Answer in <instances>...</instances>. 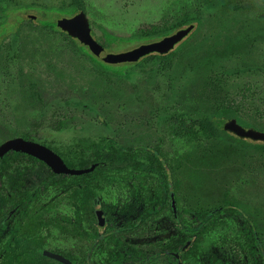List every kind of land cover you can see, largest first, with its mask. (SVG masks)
Instances as JSON below:
<instances>
[{
  "label": "rangeland",
  "instance_id": "374dc122",
  "mask_svg": "<svg viewBox=\"0 0 264 264\" xmlns=\"http://www.w3.org/2000/svg\"><path fill=\"white\" fill-rule=\"evenodd\" d=\"M16 1L21 8L15 7V0H0L4 9L0 13V143L15 131H28L55 147L77 138L105 137L147 150L157 147L167 158L181 157L189 170L196 169V175L178 171L176 180L168 176L170 190L178 181L177 236L198 239L194 258L183 264H207L212 253L220 255L224 264H245L234 240L250 224H256L264 235V152L211 169L199 162L207 144L176 137L162 115L201 117L234 100L243 122L264 128V5L252 0L238 11L201 14L192 9L191 0H84L90 22L122 36L158 21L162 13L176 16L184 5L198 19L194 29L175 46L178 55L170 68L148 63L122 80L105 84L63 35L42 25V21L62 16L45 9L62 0ZM91 27L95 38L99 29ZM142 43H121L107 51H126ZM214 73H221L217 78L220 82ZM30 82L35 83L40 101L31 99ZM246 86L251 92L243 96ZM78 103L93 104L92 110ZM63 118H70L69 124L56 130V122ZM226 119L218 116L215 124L222 127ZM18 166L25 175L26 188L42 190L47 168L26 158ZM159 183L156 175L149 177V195H156ZM127 185L128 181L118 179L99 191L105 201H113L124 196ZM63 191V187L44 189L56 197ZM224 192L235 200L238 211L212 217V223L202 231L204 223L184 208L196 197L206 207L210 199L221 198ZM173 222L167 206L147 223L146 241L164 234L167 238ZM166 259L158 261L165 264Z\"/></svg>",
  "mask_w": 264,
  "mask_h": 264
},
{
  "label": "trees",
  "instance_id": "16d2710c",
  "mask_svg": "<svg viewBox=\"0 0 264 264\" xmlns=\"http://www.w3.org/2000/svg\"><path fill=\"white\" fill-rule=\"evenodd\" d=\"M250 1L252 0H191L190 4H192V9L195 12L211 14L212 12L238 11ZM258 1L264 5V0ZM9 2H11V0H9ZM15 3V7L21 8L16 0ZM45 9L56 11L62 16H72L80 9L85 10V2L84 0H62L57 5L46 6ZM2 12H4V9L0 8V13ZM194 22H198V19L192 16L190 8L184 5L178 15L171 16L170 14L162 13L158 21L144 24L135 32L126 36L115 34L108 28L96 24L95 22L90 23L94 28H98L100 32V34L95 36V41L108 50L121 43L128 42L137 44L155 41L172 34L179 28L193 24ZM41 23L45 27L63 35L67 42L86 59L90 64L91 70L105 84H108L111 80H122L137 68H142L144 64L161 63L167 68L178 55L179 48H174L167 54H149L133 63L108 64L95 57L88 47L80 45L76 39L71 38L65 32L61 31L57 27L55 21H42ZM225 72L228 73L229 71ZM220 74L221 73H214L215 79H217ZM217 81L220 82V79H217ZM30 87L33 99L40 101V94L36 90L35 83H31ZM241 92L243 96L251 92L250 86L244 87ZM80 104L82 108L92 110L93 104L78 103V105ZM237 108V103L233 100L226 105H218L209 114L201 117H190L183 113H171L165 116L162 115V118L163 121L169 125L171 133L176 137L186 138L199 144H207L204 152L199 157V162L203 166L216 169L219 165L229 166L230 161L246 157L250 158L253 154H261L264 152V142H255L249 139L236 137L215 124V118L218 116L227 118L235 117L238 121L246 124L247 127H253L264 131V128L252 126L249 123L243 122L237 115ZM95 119L97 118L95 117ZM68 121L67 118L59 119L55 129L61 130L66 126ZM19 136L34 140V137L27 133H19ZM46 145L57 152L67 166L71 168H88L95 163L97 164L93 171L81 175L55 174L50 170L49 178L44 183V188L48 186L65 187L64 190L67 193H71L72 199L75 198L74 194L78 192L81 193L79 198L81 202L80 213L87 222H90V219H94L92 203L96 192L104 184L114 183L118 176L124 177L131 175L139 178V181L144 182V189L146 192L149 189V177L154 174L159 178V187L155 189L157 196L151 197L150 199L147 198V201H150V203L146 207L145 216L149 218L155 213H158L155 212L156 206L162 211L170 204V181L168 176H172L176 180L175 173L178 171L181 173L190 171L192 176L196 175V169L189 170L188 167L181 162V157L167 158L157 147H154V150H147L143 147L137 148L133 145L117 143L105 137L97 139L85 137L77 138L76 141L71 144L62 145L60 147L51 146L50 144ZM24 156L38 161L32 156L15 151H10L0 158V177H5L9 184V189L5 191L12 193L11 195L0 197V215H2V221H0V223L2 224L5 219L10 216L12 217V223L14 225L38 224V217L36 215L26 216L25 213L10 214V211L16 208L27 209L28 204L25 202L33 198L29 196H20L22 193L27 194L30 192L29 189H24L22 187L24 183L21 179L22 171L19 168H15V165L20 163ZM177 188L178 181H175L173 183V189L175 190L178 203ZM204 204L205 202L201 198L196 197L189 208H184L186 212H190L196 219L204 223L202 231L207 230L208 225L212 223V217L222 213L229 214L238 211L235 200L228 192H224L221 198L210 199L206 207ZM50 223H53V221L50 220ZM39 224H43L41 219L39 220ZM241 232L242 238L234 240V247L239 251L241 250L242 254L246 256V264H260L258 260H254L255 245H257V242L255 241V237L251 234L252 231L246 228ZM184 240L185 238L180 240V243ZM197 241L198 240L195 239L193 248L197 247ZM208 260L209 264H223V260L216 253H212Z\"/></svg>",
  "mask_w": 264,
  "mask_h": 264
},
{
  "label": "flooded vegetation",
  "instance_id": "af4514ba",
  "mask_svg": "<svg viewBox=\"0 0 264 264\" xmlns=\"http://www.w3.org/2000/svg\"><path fill=\"white\" fill-rule=\"evenodd\" d=\"M31 83H29V90L31 99H33L30 87ZM235 119L237 120V118ZM57 124L56 122L55 126ZM68 124L69 121L66 126ZM19 133H27L32 136L28 131H15L7 139L22 137L19 136ZM33 141L44 145L49 144L35 138ZM46 146L49 147L48 145ZM25 158L32 163L34 162L44 166L47 168L48 173L42 182V190L29 189L30 192L20 195L33 197L25 202L28 204V208H16L11 210L10 214L25 213L26 216L36 215L38 217V224L14 225L11 216L7 217L3 224L0 223V264H160L161 261L158 260L162 258H167L164 262L165 264H183L184 260L188 261L192 257L194 258L196 248H193V243L195 239L192 241L190 235L177 236L178 228L176 223L179 217L178 203L176 200L177 211L176 215H174L170 199V192L174 190L169 191V206L174 219L173 225L170 228V235L167 238H165V234L160 235V239H155L148 243L144 234L147 231V223L153 217L162 214L166 208L161 211L156 206L155 212L158 213L146 218V207L150 203V201H147V198L156 197L157 193L156 195H149L144 189V182L139 181V178L131 175L116 177L114 183L118 182V179H121L128 181V187H126L124 196L115 198L113 201H105L101 197L99 190L102 186L93 197L94 219H90V222H87L80 213L81 202L79 198L81 193L74 194V199L71 198V193H67L65 190L58 197L47 194L44 192V189H46L44 188V183L49 178L51 169L43 161L37 158L38 161H35L25 156L20 163L15 165V168H19L18 165ZM20 170L22 171L21 179L24 182L22 187L28 189L26 188V179L23 170ZM6 189H9V184L5 177H0V197L12 194L5 191ZM96 210L102 211L101 216L103 220L101 219V223H99ZM1 216L0 221H2ZM40 219L43 224H39ZM50 220L53 223H50ZM246 228L252 231L251 234L257 242V245H255L254 260H258L260 264H264V235L258 231L256 224H250ZM184 238L185 240L180 243V240ZM241 238L242 234L239 239ZM188 241L190 243L185 247ZM46 253L60 256L67 260L68 263ZM239 253L247 260L241 250ZM218 256L223 260L224 264V259L220 255ZM246 263L247 261H245ZM207 264H209L208 259Z\"/></svg>",
  "mask_w": 264,
  "mask_h": 264
},
{
  "label": "water",
  "instance_id": "95a60500",
  "mask_svg": "<svg viewBox=\"0 0 264 264\" xmlns=\"http://www.w3.org/2000/svg\"><path fill=\"white\" fill-rule=\"evenodd\" d=\"M30 19L35 18L34 15H29ZM56 25L59 29L65 32L68 36L78 40L82 46H90L91 53L99 60L108 64H120V63H133L139 61L141 58L157 53L167 54L175 48L195 27L194 24H190L186 27L179 28L172 34L162 37L161 39L142 43L136 47L121 52H109L103 45L97 43L92 34V27L90 20L85 10L80 9L72 16H62L56 20ZM94 44V45H92ZM92 45V46H91ZM222 128L239 138L249 139L255 142H264V131L253 127H243L235 118H230L223 122ZM15 151L22 152L31 155L41 161H43L54 173L66 174V175H81L91 172L96 167V163L88 168H71L67 166L64 160L59 154L53 151L51 148L39 142L24 139L22 137H14L7 139L0 144V158H2L7 152ZM171 207L174 215H176L177 204L175 198V192H170ZM96 214L101 223L103 220L101 210H96ZM190 243L188 241L185 247ZM47 255L54 256L57 259L68 263L64 258L46 253Z\"/></svg>",
  "mask_w": 264,
  "mask_h": 264
}]
</instances>
